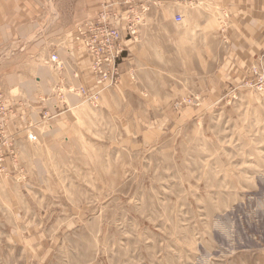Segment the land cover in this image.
I'll list each match as a JSON object with an SVG mask.
<instances>
[{
    "label": "rangeland",
    "instance_id": "374dc122",
    "mask_svg": "<svg viewBox=\"0 0 264 264\" xmlns=\"http://www.w3.org/2000/svg\"><path fill=\"white\" fill-rule=\"evenodd\" d=\"M41 3L0 34V264H264V33L222 66L225 13L155 10L140 82L94 106L46 64L86 6Z\"/></svg>",
    "mask_w": 264,
    "mask_h": 264
},
{
    "label": "crops",
    "instance_id": "0c3cea01",
    "mask_svg": "<svg viewBox=\"0 0 264 264\" xmlns=\"http://www.w3.org/2000/svg\"><path fill=\"white\" fill-rule=\"evenodd\" d=\"M29 1L34 5L30 6L28 14H30L31 17L38 16L40 13L38 7L42 4L41 0ZM2 2L4 5L0 6V34L3 36H16L19 38L21 28L20 24L22 22L21 18L24 17L22 16L19 5L20 0H2ZM82 3L86 6V10L83 9V20L77 25L93 19L105 6H111V10L119 13L121 17L127 15L129 11L141 12L140 16L142 18V22L140 23L137 33L138 45H135L136 43H133V41L129 38L123 39L126 53L124 54L120 65V89L124 90L125 93H128L127 90H129L132 85L140 82L138 77L143 75L144 66H147V61L143 58L144 54L141 53L142 49L139 48L138 42L140 40V35L142 33H147L150 29L149 26L145 25V19L150 14H153L155 10L161 11L163 7L168 6L169 8L172 7L173 11L176 13L181 9V4H187L190 7H194V13L197 15L207 14L210 17V14L207 13V11L210 12L213 9H219L222 13H225L227 16V24L224 30L226 37H223L226 40L227 46L225 47V52L223 53L224 56L221 57L220 64L222 66H224L226 62H229L232 65L235 63L236 66L239 65V51H246L249 49L252 50L253 48H256V46L260 43V34L264 33V0H82ZM9 6L10 9L8 8ZM125 12L126 14L123 15ZM86 16L87 18H85ZM6 20L8 21V24L11 20L10 31L5 28L4 22ZM74 30L67 34L69 41L66 40L65 43L61 41L62 45L57 48L56 52L50 53L46 59V64L50 65L51 69L57 71L58 73L66 72L68 74L65 79H61V82L58 83L60 85V90L61 86L65 87V85L69 84L75 88L81 85L80 79L82 72L79 68L80 61L74 56L76 55L74 51L77 53L79 52L75 49L71 41V36L74 33ZM122 32L123 36H125L124 27L122 28ZM62 33V30L58 32V34L64 35ZM132 51L134 53H132ZM53 54L59 57V61L62 65L60 69H56L54 64L49 61V58ZM39 73L42 75L47 74L46 77H44L45 75L40 76V82L43 83L44 81L43 87L46 91L49 89V83L47 82V76L49 74L46 72L45 67H42V69L40 68ZM133 75L136 78L135 82L131 80L133 79ZM30 85L32 87L33 82L28 83L29 87ZM116 87L109 90L113 91Z\"/></svg>",
    "mask_w": 264,
    "mask_h": 264
},
{
    "label": "built area",
    "instance_id": "2783aa9c",
    "mask_svg": "<svg viewBox=\"0 0 264 264\" xmlns=\"http://www.w3.org/2000/svg\"><path fill=\"white\" fill-rule=\"evenodd\" d=\"M99 15V19L86 25L75 36V48L80 57L88 61V74L94 82L93 88L90 89L81 84L79 92L94 106H97L100 94L118 82V61L124 52L122 46L120 47L118 25L112 23L118 14L106 7ZM176 21L179 22L180 18L177 17ZM131 33L126 31L127 35ZM49 60L54 64L58 63L54 54Z\"/></svg>",
    "mask_w": 264,
    "mask_h": 264
},
{
    "label": "bare ground",
    "instance_id": "6f19581e",
    "mask_svg": "<svg viewBox=\"0 0 264 264\" xmlns=\"http://www.w3.org/2000/svg\"><path fill=\"white\" fill-rule=\"evenodd\" d=\"M106 7H109L110 9H111V6H105L102 10H104ZM101 10V11H102ZM101 11H99L98 13H97V15L93 18V19H91V20H89V21H86V22H84V23H81V24H79V25H77L76 26V28H75V30H74V33L72 34V36H71V41H72V44H73V46L75 47V36L79 33V31L80 30H82L86 25H88V24H90V23H92V22H94V21H96L97 19H99V17H100V15H99V13L101 12ZM113 12H115V13H117L116 11H113ZM118 14V16H115L114 17V19H113V24H115V25H118V28H119V34H120V47L122 46V48L124 49V52H123V54L121 55V57H120V59H119V61H118V71H119V68H120V62L123 60V56H124V54L126 53V49H125V46H124V44H123V39H125V38H129V39H133V37H135L136 36V30L133 28V21L134 22H136V21H138L139 19H140V14H141V12H139V14L138 13H135L134 15L132 14V12H128V14L127 15H125L124 17H121L120 15H119V13H117ZM176 17H179L180 18V21L179 22H177V23H180L181 22V17L180 16H176ZM124 27V29H125V36H123V32H122V28ZM130 28V29H129ZM126 31H129V32H132L131 34H129V35H127L126 34ZM79 48H81V46H79ZM76 49V48H75ZM77 50V49H76ZM54 56H56V58H58V63L57 64H54V63H52L50 60V62L52 63V64H54V66H55V68L56 69H60V67L62 66L61 65V63H60V61H59V57L57 56V55H54ZM87 57V56H86ZM119 78H120V71H119ZM118 81H119V79H118ZM117 84H118V82L115 84V85H113V86H110V87H108L109 89H112V88H114V87H116L117 86ZM80 88V87H79ZM79 88H78V94L80 95V92H79ZM108 89V90H109ZM104 91H106V90H104ZM103 91V92H104Z\"/></svg>",
    "mask_w": 264,
    "mask_h": 264
}]
</instances>
